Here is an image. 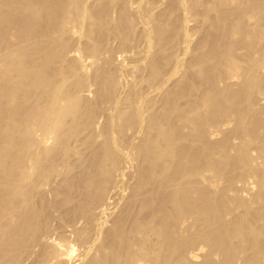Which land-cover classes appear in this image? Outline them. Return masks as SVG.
<instances>
[{
  "label": "bare ground",
  "instance_id": "obj_1",
  "mask_svg": "<svg viewBox=\"0 0 264 264\" xmlns=\"http://www.w3.org/2000/svg\"><path fill=\"white\" fill-rule=\"evenodd\" d=\"M0 264H264V0H0Z\"/></svg>",
  "mask_w": 264,
  "mask_h": 264
}]
</instances>
